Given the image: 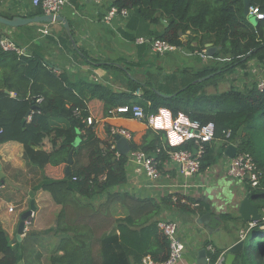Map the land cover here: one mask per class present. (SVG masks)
<instances>
[{
	"label": "trees",
	"instance_id": "trees-1",
	"mask_svg": "<svg viewBox=\"0 0 264 264\" xmlns=\"http://www.w3.org/2000/svg\"><path fill=\"white\" fill-rule=\"evenodd\" d=\"M243 2L111 0V6L136 12L144 22L149 21L147 25L165 21L161 31L149 30L146 37L176 47L185 42L190 50H201L207 43L221 46L212 58L222 61L195 72L192 81L177 84L171 91L167 85L178 80V74L164 76L163 83H157L151 75L143 83L130 81V90H143V98L139 99L132 93L114 92L101 83L72 81L34 45L23 54L0 49V144H22L25 157L42 171L37 188L47 191L60 206L55 224L60 238L50 264H140L144 257L160 263L169 255V243L157 221L165 208L180 205L183 197L140 198L118 190L127 181L128 155H116L117 150L110 148V127L129 130L130 149L154 156L159 164L168 157L169 148L162 131L138 128L136 122L127 120L131 118L129 112L118 113L113 120L109 110L119 105L137 103L149 113L166 107L174 116L181 112L201 123L213 122L221 149L227 144L222 141V131L231 129L232 140L242 128L236 152L249 153L261 172L257 187L248 186V192L253 199L264 198V89H257L253 83L244 90L232 86L215 93L204 90L236 68H244L249 59H264V19L252 23L243 14ZM250 5L264 13V0H250ZM39 14L40 7L26 13L29 17ZM24 28L34 36L31 27ZM184 35L188 37L185 41L181 37ZM17 40L22 41L20 37ZM210 73L214 75L193 82ZM88 116L92 119L89 125L83 121ZM217 156L221 157L222 152ZM214 160L208 145L200 171ZM99 195L104 198L96 202L94 198ZM195 209L200 211L202 206ZM224 218L232 219L230 215ZM249 236L255 237L254 243ZM243 243L247 248L232 264H264V232L252 229ZM20 260V251L11 245L0 223V264H18Z\"/></svg>",
	"mask_w": 264,
	"mask_h": 264
},
{
	"label": "crops",
	"instance_id": "crops-1",
	"mask_svg": "<svg viewBox=\"0 0 264 264\" xmlns=\"http://www.w3.org/2000/svg\"><path fill=\"white\" fill-rule=\"evenodd\" d=\"M109 6L111 0H68L59 15L69 22V31H66L61 22L25 25L33 29V37L30 32V35L26 33L25 26L11 28L2 25L0 31L19 46L25 47V52L30 50L31 45L37 47L57 71H65L72 81L101 83L114 92L132 93L138 99L143 98V90L140 87L130 90V81L143 83L147 75H151L152 78L156 77L157 83H163L164 76L178 74V80L174 79L167 85L168 91H171L177 84L186 85L192 81L195 72L206 66H213L216 61H222L206 54L205 46L201 50H190L185 47V42L183 46H178L164 55L155 54L148 44L136 43L135 39L148 36L149 30L161 31L163 20L161 24L147 25L149 21L144 22L136 12L127 11L126 16L116 15L110 22H106L104 15ZM35 8L38 7L32 5L31 0H0V15L3 16L29 17L26 13ZM43 24L48 26L49 32L46 35L38 32ZM18 37L22 41H18ZM181 37L183 41L188 39L186 35ZM252 62L261 65L264 75V59L251 58L247 64ZM178 71L182 72L176 73ZM250 85L245 80H234L232 74L228 73L215 85L205 86L204 90L215 93L231 86L244 90ZM111 115L115 120L119 114ZM127 120L136 122L138 128L147 129L141 121L133 118ZM112 140L115 141V137ZM220 143L221 140L216 138L209 144L215 156L214 163L192 177L180 175L174 163L167 157L159 164L161 177L151 182L133 163H128L127 181L117 188L127 190L140 198L157 199L177 194L186 200V204L165 208L158 217V220L169 219L177 222V234L186 247L176 264H206L208 245H212L217 253L223 252V255H227L228 248L239 240L240 230L250 222H244L237 210L229 207L230 200L225 203L221 201L220 197L223 195L250 197V184L247 180L240 181L239 185L224 184L225 177H230L226 174V169L231 158L224 157L228 143L222 149ZM219 152H222L221 157L217 156ZM0 166L3 174L0 182V223L11 245L20 251L19 262L50 264V257L56 253L60 238L55 232L60 206L53 202L47 191L37 188L42 181V171L25 157L22 144L16 141L1 143ZM103 198L104 195H99L94 199L97 202ZM30 200H34L35 210L31 213V220L25 223L24 229L18 234L20 215L29 208ZM250 200L258 207L261 218L264 214V206L261 205L263 202L257 204V199L252 197ZM210 204H213L211 210ZM198 205L202 206L200 211L195 209ZM9 206L14 209L8 211ZM205 212H209L210 217L203 222L198 220ZM225 215H230L232 219L224 218ZM231 220L236 225L228 224ZM201 249L206 250L205 256L199 255ZM237 255L238 253L233 262Z\"/></svg>",
	"mask_w": 264,
	"mask_h": 264
},
{
	"label": "built area",
	"instance_id": "built-area-1",
	"mask_svg": "<svg viewBox=\"0 0 264 264\" xmlns=\"http://www.w3.org/2000/svg\"><path fill=\"white\" fill-rule=\"evenodd\" d=\"M67 3L68 0H31V4L40 7L44 15L59 14L62 7ZM116 15L126 16L127 10H118L110 6L104 15V21L110 22ZM247 16L254 17L256 20L264 19V13L258 11L256 7L251 5L248 7ZM38 32L42 35L48 34L49 30L47 24H43L41 28H38ZM135 42L148 44L150 50L158 55H164L176 49V46L159 38L138 37L135 39ZM0 49L4 51H14L17 54H23L26 50L25 47L19 46L7 35L0 36ZM204 54L205 53H202V56H205ZM262 71L263 68L260 64L252 62L247 64L244 68H236L231 74L234 80H245L246 83H254L257 89H264V75ZM40 101L41 99H37V102ZM128 112L131 118L143 122L147 129L162 131L164 133L165 142L169 148L166 152L168 159L174 163L180 175L192 177L198 174L201 160L206 153L208 145L216 139L215 125L213 122L201 123L181 112L174 116L166 107H159L155 112L149 113L145 111L142 105L137 103H133L130 106L119 105L109 110L110 114ZM75 113L76 115H80L79 111H75ZM83 121L88 125L92 123L90 116L83 118ZM222 133V140L229 143L232 138L231 129H224ZM110 135L112 138L119 135L128 142L132 138V134L129 130L117 126L110 127ZM109 143L110 148L116 149L114 140L111 139ZM159 151L160 149L156 150V152ZM116 155H119L117 151ZM127 155L128 163H133L136 169L141 171L150 182L156 181L161 177L159 162L155 160L154 156L138 149H130ZM226 174L239 181L247 180L251 187H257L261 177V172L253 157L246 152L235 153L234 157L230 159ZM1 187L2 185L0 183V189ZM172 199L176 201V197ZM181 203L186 204V200L184 198L181 199ZM13 209L12 206L7 208L8 211H12ZM262 215L263 216L258 221H250L245 228L240 230L239 239L244 240L252 229H259L264 232V214ZM157 226L169 243V255L165 261L160 263L152 261L149 257H144L142 263L176 264L178 260L181 259L182 253L186 247L183 240L177 234V222L169 219H159L157 221ZM206 250L208 251L205 257L206 264H224L225 255H223V252L217 253L212 245H208ZM214 255H216V258L212 262L211 259Z\"/></svg>",
	"mask_w": 264,
	"mask_h": 264
},
{
	"label": "water",
	"instance_id": "water-1",
	"mask_svg": "<svg viewBox=\"0 0 264 264\" xmlns=\"http://www.w3.org/2000/svg\"><path fill=\"white\" fill-rule=\"evenodd\" d=\"M243 1H244L243 2V14L247 16L248 7L250 6V0H243ZM252 19L254 20V22L256 21V19L254 17H252ZM50 22H61L63 27L66 29V31H69V22L63 16H61L59 14H56V15L39 14V15L31 16V17L14 16L11 18L0 15V24L7 26V27H11V28H17V27L25 26V25H28L30 23H50ZM162 23L166 24L164 20L162 21ZM205 47H206L205 52L208 55H213L217 50H219L221 48V46H218V47L213 46L212 43L205 44ZM247 56L248 55H246L243 58V60H245L247 58ZM213 75H214V73L207 74L201 78L194 80L193 82L204 81ZM241 135H242V128H239L237 131V134H236V138L230 140V142L228 143V145L224 151V157H227V158L234 157L236 150H237V147L240 143ZM115 148L119 154L127 155L129 150H130V145L125 138L117 135L115 137ZM70 163H71V158L69 157L67 160V165L65 167V173L67 175H69L68 165ZM2 177H3V174L1 172V166H0V179H2ZM220 198H221V201L223 203L228 202V200H230L228 202V205H230L229 207L232 209H236L237 213L243 219L244 222L258 221L260 219V215L258 214V207L251 203L250 197L245 195L241 198L239 196L231 194L230 196L229 195H223ZM212 208H213V204H210L209 210H211ZM34 210H35L34 200H30L29 208L26 211H24L23 213H21V215H20L19 223L17 226V233L18 234H20L22 232V230L24 229L25 223L29 222L31 220L30 216ZM209 217H210V213L205 212L202 215H200L198 220L203 222L205 218H209ZM245 248H247V245H245L243 243V240H241V239H239L237 242L232 244L227 250L228 253H227V255H225L224 264H232L235 255L237 253L242 252ZM199 255L205 256L206 250L201 249L199 251ZM18 264H21V262H18Z\"/></svg>",
	"mask_w": 264,
	"mask_h": 264
},
{
	"label": "rangeland",
	"instance_id": "rangeland-1",
	"mask_svg": "<svg viewBox=\"0 0 264 264\" xmlns=\"http://www.w3.org/2000/svg\"><path fill=\"white\" fill-rule=\"evenodd\" d=\"M249 20L253 23L254 20L252 19V17H249ZM239 180L238 179H235L233 177H225V181H224V184L227 185V186H233L234 184H237L239 185ZM100 201V200H99ZM261 202H264V198L263 197H259L257 198V204L261 203ZM120 210L118 209L117 212H119ZM228 224H231V225H236L234 224L233 220H231L230 222H228ZM250 237V241H252L253 243L255 242V237L253 238V236H249ZM253 245V244H252Z\"/></svg>",
	"mask_w": 264,
	"mask_h": 264
}]
</instances>
